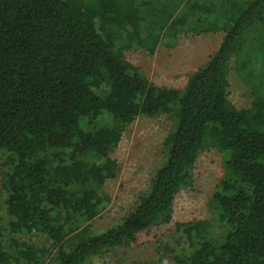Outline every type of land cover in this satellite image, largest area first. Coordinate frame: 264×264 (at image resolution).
I'll use <instances>...</instances> for the list:
<instances>
[{
    "label": "trees",
    "instance_id": "trees-1",
    "mask_svg": "<svg viewBox=\"0 0 264 264\" xmlns=\"http://www.w3.org/2000/svg\"><path fill=\"white\" fill-rule=\"evenodd\" d=\"M210 31L222 41L183 88L129 60L134 48ZM233 61L262 69L250 107L229 98ZM162 114L176 118L165 162L123 222L95 232L118 175L113 151L137 117ZM212 144L228 154L208 202L214 220L177 222L187 245L167 264H264V0H0V264H85L170 223Z\"/></svg>",
    "mask_w": 264,
    "mask_h": 264
},
{
    "label": "rangeland",
    "instance_id": "rangeland-1",
    "mask_svg": "<svg viewBox=\"0 0 264 264\" xmlns=\"http://www.w3.org/2000/svg\"><path fill=\"white\" fill-rule=\"evenodd\" d=\"M223 36L222 31L200 35L181 33L175 39L163 40L155 53L143 48L132 49L129 60L157 85L183 88L189 76L204 66L210 55L218 49ZM255 46L248 49L255 52L258 45ZM256 62L260 64L263 60ZM250 67V74L239 70L236 61L230 67L229 98L238 108L250 107L254 100L253 85L262 69L254 64ZM175 125L174 116L162 114L153 118L139 116L127 127L112 153L118 161V175L107 180L104 185V192L110 201L91 222L95 232H103L122 223L127 212L148 191L154 173L166 160L165 139L175 129ZM227 159V152L214 144L204 149L192 170V183L183 187L175 198L173 220L170 223H154L139 233L130 245L112 248L85 264H167L175 250L182 252L187 245L186 239L180 238L176 231L177 222L214 220L208 202L225 176ZM7 197L0 175V216L4 218L7 215ZM223 227L216 225L213 234L220 236ZM35 241L42 242L40 239Z\"/></svg>",
    "mask_w": 264,
    "mask_h": 264
}]
</instances>
